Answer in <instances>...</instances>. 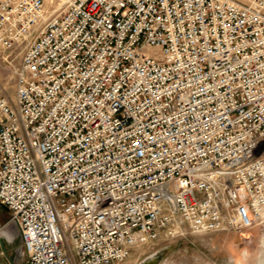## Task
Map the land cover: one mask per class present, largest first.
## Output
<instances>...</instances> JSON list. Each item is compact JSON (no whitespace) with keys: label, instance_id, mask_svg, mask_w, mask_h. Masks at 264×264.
<instances>
[{"label":"built area","instance_id":"built-area-1","mask_svg":"<svg viewBox=\"0 0 264 264\" xmlns=\"http://www.w3.org/2000/svg\"><path fill=\"white\" fill-rule=\"evenodd\" d=\"M0 0V204L22 264H123L264 208V0ZM144 263V262H142ZM140 263V264H142Z\"/></svg>","mask_w":264,"mask_h":264},{"label":"rangeland","instance_id":"rangeland-1","mask_svg":"<svg viewBox=\"0 0 264 264\" xmlns=\"http://www.w3.org/2000/svg\"><path fill=\"white\" fill-rule=\"evenodd\" d=\"M46 4L52 14L63 11L68 0H48ZM20 58L19 52L0 50V95L9 101L15 99V74ZM9 218L8 212L0 210V231ZM20 247L19 237L10 241L7 236H1L0 256L13 259ZM153 258L156 259L154 264H264V211L243 235L236 232L195 233L183 227L172 236L162 235L157 241L133 250L123 264H140ZM17 259L19 263L22 258Z\"/></svg>","mask_w":264,"mask_h":264},{"label":"water","instance_id":"water-1","mask_svg":"<svg viewBox=\"0 0 264 264\" xmlns=\"http://www.w3.org/2000/svg\"><path fill=\"white\" fill-rule=\"evenodd\" d=\"M0 210L1 211H4V212H8L7 208L3 205L0 204ZM2 235H5L8 237V239L10 241H12L14 238L16 237H19V231L16 227V225L14 224V222L12 221H9L4 227L3 229L0 231V240H1V236ZM20 241V244H21V240L19 239ZM2 245V244H1ZM6 254V253H5ZM24 256H25V253L22 249V246L16 250L15 252V257L13 259H10L7 255V259L9 260L10 264H22L23 263V260H24ZM18 257H21L22 259L20 260V262L18 263ZM156 261L155 258L153 259H150L149 261L147 262H144L142 264H154Z\"/></svg>","mask_w":264,"mask_h":264},{"label":"crops","instance_id":"crops-1","mask_svg":"<svg viewBox=\"0 0 264 264\" xmlns=\"http://www.w3.org/2000/svg\"><path fill=\"white\" fill-rule=\"evenodd\" d=\"M9 252V251H8ZM0 264H10L6 256H0Z\"/></svg>","mask_w":264,"mask_h":264},{"label":"bare ground","instance_id":"bare-ground-1","mask_svg":"<svg viewBox=\"0 0 264 264\" xmlns=\"http://www.w3.org/2000/svg\"><path fill=\"white\" fill-rule=\"evenodd\" d=\"M68 2H70V0H68ZM64 6H65V5H64ZM263 211H264V208L260 210V216H259V218L262 216ZM243 234H245V232L241 233L240 235H243ZM145 262H146V261H145Z\"/></svg>","mask_w":264,"mask_h":264}]
</instances>
